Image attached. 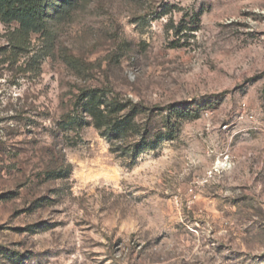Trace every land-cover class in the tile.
Wrapping results in <instances>:
<instances>
[{
	"label": "rangeland",
	"instance_id": "rangeland-1",
	"mask_svg": "<svg viewBox=\"0 0 264 264\" xmlns=\"http://www.w3.org/2000/svg\"><path fill=\"white\" fill-rule=\"evenodd\" d=\"M45 3L0 21V264H264V0ZM93 86L189 117L130 159L59 129Z\"/></svg>",
	"mask_w": 264,
	"mask_h": 264
},
{
	"label": "trees",
	"instance_id": "trees-1",
	"mask_svg": "<svg viewBox=\"0 0 264 264\" xmlns=\"http://www.w3.org/2000/svg\"><path fill=\"white\" fill-rule=\"evenodd\" d=\"M45 4V0H0V21H15L23 31L39 32L45 25ZM140 113L138 103L124 102L107 87H84L79 89L71 109L57 124L62 131L75 130L84 124V117H89L112 145V152L135 159L144 149L156 147L162 139L172 138L179 121L189 117L185 111L175 109L158 120L160 112L156 114L152 110L150 116L141 121ZM157 122L166 126L165 131L156 126ZM124 140L125 145L121 143Z\"/></svg>",
	"mask_w": 264,
	"mask_h": 264
}]
</instances>
